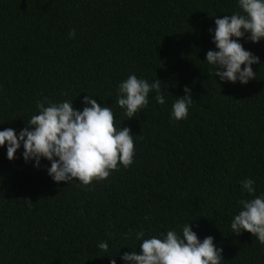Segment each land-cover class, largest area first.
I'll return each mask as SVG.
<instances>
[{
    "label": "trees",
    "instance_id": "obj_1",
    "mask_svg": "<svg viewBox=\"0 0 264 264\" xmlns=\"http://www.w3.org/2000/svg\"><path fill=\"white\" fill-rule=\"evenodd\" d=\"M239 11L237 0H0V130L18 133L44 97L82 110L89 94L135 147L131 166L88 186L54 182L47 160L33 167L21 148L9 161L0 147V264H122L139 253L135 233L187 221L223 249L221 264H264V244L230 228L251 198L240 182L253 178L264 193V40H240L260 61L247 84L221 82L204 60L216 50L214 19ZM132 74L159 79L166 104L150 93L129 119L117 92ZM185 87L188 118L173 121Z\"/></svg>",
    "mask_w": 264,
    "mask_h": 264
},
{
    "label": "clouds",
    "instance_id": "obj_2",
    "mask_svg": "<svg viewBox=\"0 0 264 264\" xmlns=\"http://www.w3.org/2000/svg\"><path fill=\"white\" fill-rule=\"evenodd\" d=\"M237 6L239 12L214 19L215 28H210L209 33L216 50H208L204 60L221 82L244 85L255 79L252 65L260 61L240 40L252 43L264 40V0H237ZM68 35L74 37L75 29ZM153 92L156 103L165 105L159 79L149 83L132 74L119 84L117 104L129 119L136 117L149 106V94ZM184 92L172 104L173 121L188 118L193 100L189 88L185 87ZM92 97L88 94L82 98V110L74 109L72 100L53 102L44 97L37 103L38 114L18 133L12 128L0 130V147L6 148V158L15 159L22 148V159L25 163L33 162V167H40L42 159L50 162L46 172L54 182L78 181L81 186L103 181L120 167L131 166L135 147L130 129L121 126L117 129L112 109L98 104ZM240 183L241 192L251 198L238 201L240 210L231 220V232L238 236L246 231L264 244V193L256 195L253 178ZM135 239L141 241L139 253L124 252L119 256L122 264H221L224 261L223 249L216 246L214 238L207 236L200 240L188 221L180 231L171 229L149 238L140 231L135 233ZM98 248L106 253L109 244L100 242ZM110 264H117L114 257Z\"/></svg>",
    "mask_w": 264,
    "mask_h": 264
},
{
    "label": "bare ground",
    "instance_id": "obj_3",
    "mask_svg": "<svg viewBox=\"0 0 264 264\" xmlns=\"http://www.w3.org/2000/svg\"><path fill=\"white\" fill-rule=\"evenodd\" d=\"M208 233V232H207Z\"/></svg>",
    "mask_w": 264,
    "mask_h": 264
}]
</instances>
